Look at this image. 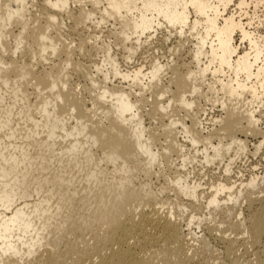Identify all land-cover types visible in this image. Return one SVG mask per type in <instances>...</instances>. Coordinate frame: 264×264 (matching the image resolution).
Instances as JSON below:
<instances>
[{"label": "bare ground", "instance_id": "obj_1", "mask_svg": "<svg viewBox=\"0 0 264 264\" xmlns=\"http://www.w3.org/2000/svg\"><path fill=\"white\" fill-rule=\"evenodd\" d=\"M64 16L76 28L112 22L128 60L141 38L165 29L166 41L177 38L170 53L187 51L190 62L124 71L96 35L67 45ZM260 27L264 0H0V264H243L247 256V264H264V181L251 176L236 189L229 179L249 153L237 133L260 131ZM88 49L103 55L94 76L73 60ZM51 57L49 68L35 70ZM71 66L89 82V99L69 84ZM200 97L222 108L217 128L206 131ZM147 106L161 133L144 126ZM197 161L222 165L227 176L204 198L186 170ZM156 165L174 169L162 192L172 191L175 203L154 197ZM140 175L150 180L139 183ZM182 196L208 210L205 228L219 254L204 236L185 234L175 210L184 209Z\"/></svg>", "mask_w": 264, "mask_h": 264}, {"label": "rangeland", "instance_id": "obj_2", "mask_svg": "<svg viewBox=\"0 0 264 264\" xmlns=\"http://www.w3.org/2000/svg\"><path fill=\"white\" fill-rule=\"evenodd\" d=\"M34 2H36V4L39 5L41 0H34ZM258 11L260 14L262 13V9H259ZM31 12H32L31 13L32 15L37 14L36 13L37 7L32 8ZM63 20H65V21H63L65 24L63 27L64 28L63 29L64 30L63 36H64V40H65L67 45H71V47H73V49H77L80 42H82V40H86V39L89 40V38L92 35L93 36L96 35L99 37V40H101V41L104 40L107 43H109V42L111 43L112 55L113 56L116 55L115 58L117 59L120 68L124 71H128V70L131 71L134 68L139 67V68H143L144 72L147 73V71H149L150 65L155 61H159L162 64H166V63H171L170 61L173 62V60H174L175 65H182V64L190 62L189 61L190 60L189 54H187V51H184L180 55H177L175 57L173 56L172 53H170L169 50H170V48L174 47V45H176L177 38L175 35H173V37H170V39L168 41H166L167 36L169 34H168V31L165 29L157 30L156 33L153 32V34L151 35V40L150 39L148 40L146 38L147 36H144L143 38H141L142 45L138 49V52H136L132 56V58L128 60L127 59V57H128L127 51L124 50L122 47H119V46L116 47V45L114 44V38L112 37L113 31H114L113 27H112V22L109 21L108 23L107 22L103 23L98 27L95 25H88L87 27L81 26L80 28H76L72 20H69L65 16L63 17ZM42 21H43V19H42ZM16 29L14 28L15 33L18 30V29L17 30ZM259 30L262 33H264L263 27H260ZM165 34H166V37L164 36ZM80 39H82V40H80ZM235 40H236L237 44H240V40H239L238 35L235 36ZM90 42H93V41L91 40ZM186 46L189 47V45H186ZM188 47H186V48L188 49ZM89 51H90L89 49H88V52H87V50H85L82 53L79 51H76L73 54V60H74V62L79 63L81 65V67H84V68L87 67L86 69L89 70V72H91L92 75L94 76V75H97V72L95 71V66L102 64V56L103 55L96 54L94 52L89 53ZM170 54H172V55H170ZM20 56L21 55L19 52L15 55V57H17V58H20ZM51 59L52 60H49V63H48V61H44L43 63L37 65L35 70L36 71L38 70V72H40L44 68H49L51 66V63L54 60H56L55 58H52V57H51ZM24 60L27 61V60H29V58L26 57ZM171 64H173V63H171ZM103 67H105V66H103ZM67 72H68L67 77H68L69 84L73 88L77 89L80 92V95L84 96L86 99H89L90 98L89 93H88V91L86 92V90H87L86 88L88 87L89 82L85 78H83V76L81 75L79 70L73 68L72 66L68 68ZM100 76L101 75H99V77ZM166 78H167V76L164 78L165 83L167 82ZM120 82L121 81L119 79L113 80V83L115 86L120 85L119 84ZM84 85H86V86H84ZM121 85L126 86L127 84L123 83ZM203 89L205 90V87H203ZM29 93L32 94L30 96L31 101L35 102V100H36L35 91L31 88V89H29ZM211 96H212V94H210V95L207 94V97H211ZM146 98L150 99L148 94H146ZM199 106L201 107L203 112H205V114L202 115L203 116L202 118L205 119L204 120V127L207 128L206 131L211 130L213 127L217 128L218 125L214 124V120L218 119L219 116L223 115L222 108L219 106V104H217V103L213 104L211 102H208L205 97H202V98L200 97ZM254 106L257 107L256 104H254ZM256 107H255V109L258 111L259 114L258 113L257 114L259 115L258 117L260 118V121L258 123V129L260 130L259 133L257 135H254V136L251 133H241V134H240V132L237 133V137L239 139H241L242 141L246 142L249 153L246 154V157L244 156V158H242L241 160H238L233 165L232 172L229 175L230 182L235 185L236 189L241 188L240 184H242V183L246 184L249 181V179H251L254 176L255 177L258 176L257 177L258 181H260V182L264 181V142L261 146L260 151L258 153H256V156L254 153L255 152V146H258L260 142L264 141V109L258 108V107L256 108ZM148 110H149V107L147 106L143 111L144 126L146 128H149L152 132L161 133L160 132L161 123H158V121L150 118V116L147 115ZM184 114H185V112L181 111V112H179L178 115H180V117H182V116L184 117ZM165 122L167 123L168 120H166ZM187 123L188 124L190 123L189 120H187ZM163 141H164V137L161 138L160 143H163ZM164 143H165V141H164ZM159 145L160 146H158V147L160 149L161 144H159ZM190 147L191 146L189 145L188 148H190ZM173 158L175 159L177 157L175 156ZM176 164H178L176 167H180L181 162L177 161ZM216 165H212L211 167H209V166L203 167V165L197 161L191 165H188V167L186 169V170H188L189 173H192L189 175L190 176L189 182L192 184H194V183L199 184L200 183V185L202 186V187H200V190H198V191L201 193L205 192V196L203 194V198L208 197V193H211V190H212L210 187L211 183H217V182L224 183V180L227 177L225 175V173H223L224 171L222 170L223 169L222 165L221 166H219V165L216 166ZM159 169H160V171H158ZM154 172L157 175L153 173V177L150 178L151 180L149 178H147L148 180H150L149 182L151 184V188L153 189V191L156 194V196H154V197H157L158 199H160L162 201L163 200L166 201L168 199V200H171L170 201L171 203H175L176 197L174 196V193L172 191L166 190V191L162 192V186L167 184V181L174 176V174H173L174 169L170 170V168H168V167L156 165L154 168ZM158 172H161L159 174H162V175H159ZM181 172H183V171H181ZM142 176L143 175L139 176L137 182L140 183V181H141L142 183H144V182L148 181L145 178V176H143V177ZM166 179H167V181H166ZM209 188H210V191H208ZM128 196L129 197L126 199V201L127 202L128 201L133 202V197L131 195H128ZM224 197L225 196L223 195L222 198H224ZM177 200L179 202H181V204H185L184 209H180V210L175 209L178 212V214L180 215L181 221H183L182 225H183V230H184L185 234L191 233L192 238L194 239V241H197V242L202 241V238L204 236L206 239H208V241H205V242L209 245V248L211 249V251L212 252H214V251L218 252L217 254H219L220 250H221L220 245L218 244L217 241L213 240V238L210 239V237L208 236V234L206 232L205 225L207 222H209L208 220L210 219V215L208 213V210L205 208V206H203V207L196 206L197 203L195 202L194 204H196V205H194L195 206L194 208L189 207L190 203H192V202H190V200L184 196L178 197ZM203 202H204V200H203ZM170 206L171 205H167V206H165V208L166 207L168 208ZM226 211H227L226 209H223L217 213V218H216L217 222L222 220L224 213ZM244 216L247 219L248 213H244ZM247 257L243 258V264H247V262L245 261L247 259Z\"/></svg>", "mask_w": 264, "mask_h": 264}]
</instances>
